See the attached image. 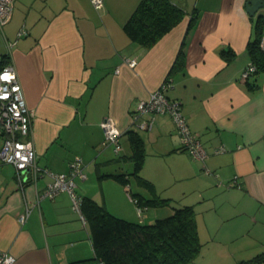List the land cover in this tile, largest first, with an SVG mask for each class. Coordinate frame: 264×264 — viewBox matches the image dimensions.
Returning <instances> with one entry per match:
<instances>
[{
    "label": "crops",
    "instance_id": "1",
    "mask_svg": "<svg viewBox=\"0 0 264 264\" xmlns=\"http://www.w3.org/2000/svg\"><path fill=\"white\" fill-rule=\"evenodd\" d=\"M171 1L184 18L144 48L123 29L139 0H103L99 9L90 0H13L0 55L14 65L32 111L40 166L67 173L69 162L81 157L85 178H75L76 193L129 221H139L130 194L144 203L147 223L190 205L202 246L186 264H242L264 253V70L241 77L258 20L264 36V6L250 15L247 0ZM181 48L184 63L173 70ZM166 77L165 95L181 102L207 152L204 162L182 149L168 115H155L150 129L133 124L137 102ZM106 118L121 130L118 153L102 143ZM128 130L142 141L137 174ZM119 173L128 174L127 185L107 176ZM48 180L43 175L35 186L20 187L14 167L0 163V252L14 255L13 264H72L94 256L88 224L66 192L37 200ZM158 198L170 203L145 202Z\"/></svg>",
    "mask_w": 264,
    "mask_h": 264
},
{
    "label": "trees",
    "instance_id": "2",
    "mask_svg": "<svg viewBox=\"0 0 264 264\" xmlns=\"http://www.w3.org/2000/svg\"><path fill=\"white\" fill-rule=\"evenodd\" d=\"M185 16V11L171 0H139L123 25L129 39L147 48L169 32ZM259 21V20H258ZM255 25V36L247 43V52L255 72L264 70V50L260 47L261 24ZM229 58L228 52H222ZM3 62H6V55ZM185 53L181 48L173 63V70L184 63ZM133 160V174L142 164L144 152L141 138L134 130H128ZM182 147V146H181ZM183 149V148H182ZM185 150V149H184ZM127 185L128 174H108ZM137 205L144 203L131 195ZM134 196V197H133ZM145 202L169 204V199H150ZM80 210L89 227L94 256L72 264H186L200 252L195 210L190 205L173 207V212L153 222H133L110 213L96 201L81 196ZM144 212V210H143ZM143 216V215H142ZM264 261V253L255 255L242 264Z\"/></svg>",
    "mask_w": 264,
    "mask_h": 264
},
{
    "label": "built area",
    "instance_id": "3",
    "mask_svg": "<svg viewBox=\"0 0 264 264\" xmlns=\"http://www.w3.org/2000/svg\"><path fill=\"white\" fill-rule=\"evenodd\" d=\"M90 1L96 9L103 6V0ZM12 2L13 0H0V31L11 14ZM20 34L21 32L18 33V35ZM259 44L261 49L264 50V36L261 37ZM3 60L4 56L0 55V137L2 138L0 163L10 164L14 167L20 187L26 183L35 186L39 177L47 176L49 180L43 190L37 193V200L44 197L53 198L60 192H66L70 196L73 209L85 221L80 210L81 196L75 190V178H85L81 157L75 156L69 162L67 173H54L38 164L30 127L32 111L26 104L23 88L14 65L9 61L3 62ZM127 63L133 67L136 61L135 59H129ZM254 71L255 66L249 62L242 70L241 77L248 78ZM170 86L171 78L166 77L149 94L147 99L137 102L132 114L133 124L139 128L150 129L155 115H168L175 125L182 148L193 159L204 162L207 158V152L199 139L198 133L190 130L181 102L177 99H170L165 95ZM138 119L139 121H137ZM101 127L103 130V145L112 146L113 150L118 153L121 150L119 143L121 130L109 118L101 121ZM221 150L223 148L218 149V151ZM203 171L205 174H211L208 167L204 166ZM143 210L144 207L136 206L139 218H142ZM29 211V208H26V211L18 216L20 223L25 221ZM14 261L15 257L11 253L0 252V264H13Z\"/></svg>",
    "mask_w": 264,
    "mask_h": 264
},
{
    "label": "water",
    "instance_id": "4",
    "mask_svg": "<svg viewBox=\"0 0 264 264\" xmlns=\"http://www.w3.org/2000/svg\"><path fill=\"white\" fill-rule=\"evenodd\" d=\"M261 6H264V0H247L245 4L246 10L250 15H254Z\"/></svg>",
    "mask_w": 264,
    "mask_h": 264
},
{
    "label": "rangeland",
    "instance_id": "5",
    "mask_svg": "<svg viewBox=\"0 0 264 264\" xmlns=\"http://www.w3.org/2000/svg\"><path fill=\"white\" fill-rule=\"evenodd\" d=\"M3 29H4V32H5V31H6V26H5V25L3 26ZM2 45H4V42H3L2 36H1V34H0V47H1Z\"/></svg>",
    "mask_w": 264,
    "mask_h": 264
}]
</instances>
